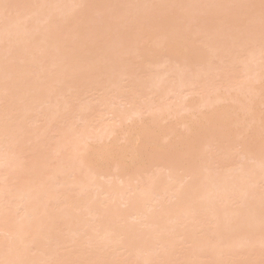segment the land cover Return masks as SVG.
Instances as JSON below:
<instances>
[{
  "label": "bare ground",
  "instance_id": "bare-ground-1",
  "mask_svg": "<svg viewBox=\"0 0 264 264\" xmlns=\"http://www.w3.org/2000/svg\"><path fill=\"white\" fill-rule=\"evenodd\" d=\"M116 2L0 0V105L12 99L17 108L0 111V264H264L255 254L264 251V171L256 174L264 166V85H256L264 80V0H123L125 16ZM42 6L53 7L48 22L37 25L44 14L33 24ZM246 74L254 77L243 81ZM185 91L189 101L167 103ZM85 93L113 115L102 127L89 121L94 111L74 126L81 108L67 122ZM48 105V126L58 118L49 127H59L50 130L54 147ZM32 113L45 120H32L41 128L26 126ZM235 150L257 160L238 177ZM216 198L233 210L221 211ZM237 203L249 209L234 210Z\"/></svg>",
  "mask_w": 264,
  "mask_h": 264
},
{
  "label": "rangeland",
  "instance_id": "rangeland-1",
  "mask_svg": "<svg viewBox=\"0 0 264 264\" xmlns=\"http://www.w3.org/2000/svg\"><path fill=\"white\" fill-rule=\"evenodd\" d=\"M35 1H36V0H35ZM80 1H81V0H80ZM120 1L123 2V0H117V2L114 4V7H115V5H116V8H117V6H118V4H119ZM121 2H120V5H121ZM80 4H82V2H80ZM59 5H60V4H59ZM81 6H82V5H80V7H81ZM104 6H105V5H102V7H100V9H104ZM122 6L124 7L123 4H122ZM122 6H120V8H121L120 10H119V8H117V9H118L119 11H122V10H123V9H122V8H123ZM43 7H45L44 11L47 10V8H48V6H42L41 9H39V12L37 11L38 14H37V13L35 14V16L37 15V16H36L37 19L35 18V16L33 17V18H34V21H33L32 18H31V21H32L33 24H35V22L38 21V18H41V16L43 17L44 14H45V15H44L45 18L43 17V20H42V18H41L40 21H38V24H37V25L42 24L45 20H46V22H44L43 24L46 25V23L48 22V21H47V18H48L47 14L50 13V12L52 11L51 9H52L53 7H49L48 10H49L50 12L48 11V13H45V12H47V11H45L44 13L42 12V8H43ZM105 7H106V6H105ZM55 8H57V6H56ZM55 8H54V9H55ZM58 9L60 10V8H58ZM58 9L56 10V12L59 11ZM40 10H41V11H40ZM123 11H124V10H123ZM123 11H122V13H123ZM124 12H125V11H124ZM41 13H42V14H41ZM120 14H121V13H120ZM10 15L12 16V18H14V16H13L12 14H10ZM40 15H41V16H40ZM121 15H124V16H125L124 13L121 14ZM232 15H233V16H234V15H238V12H236V13L233 12ZM39 16H40V17H39ZM7 17H8V15H7ZM9 17H10V16H9ZM9 17H8V18H9ZM234 17H235V16H234ZM5 18H6V17H5ZM5 18L2 19V26H3V24H5V22H4ZM6 20H7V19H6ZM35 20H36V21H35ZM41 22H42V23H41ZM36 23H37V22H36ZM45 25H43V26H45ZM69 27H70V25H69ZM69 27H68V30H74V29H75L74 27H72V25H71L70 28H74V29H70ZM76 29H77V28H76ZM75 31H76V30H75ZM201 68L204 69L203 66H202ZM251 76H252V75H251ZM251 76L246 74V77L243 78V81H246V78H247V81L252 80V78H253L254 76H253L252 78H251ZM248 77H249V78H248ZM250 78H251V79H250ZM253 81H254V79H253ZM260 84L264 85V80L261 79V81H258L256 85L258 86V85H260ZM21 87H24V86H21ZM12 92H13V91H12ZM98 92H99V91L96 92V95H97ZM186 92H187V93H186ZM90 93H91V92H90ZM90 93H89V94H90ZM93 93H94V92H93ZM184 93H186V94L183 95L184 97L181 96V97H180L181 99H179V97H177V96H174V97H176V98H174V97H170L167 103H170L172 100H174L172 103H176V104H179V103H181V102H187V101H189V99H191V96L189 95V92H188V91H185ZM10 94H13V93H10ZM69 94H70V93H69ZM85 94H86V95H89V94H87V93H85ZM102 94H103V93L100 92V93H98V95L96 96L95 93H94V96H96L97 99H98V97L101 96ZM67 95H68V94L62 96V100H65L66 97L69 98ZM75 95H76V94H74V95L72 94L71 97H72V96H75ZM77 95H78V94H77ZM86 95H82V96H85L84 98H81L82 100L78 98V97H80L81 95H80V96H75V97L78 98V99H75V100L77 101V102H76L77 104L74 102L75 100L72 101V98L70 97V98H71V104L68 103V105H72V102H74V103H75V106H76V105H78V100H79V101L81 100V102L79 103L78 106H76V107H75V106H74V107H71V109H70L69 106H68V108H69V110H70V112H71V114H70V115H71V118H70V116H68V119H67L68 121H67V120H66V121L69 122V121H70L69 119H72V117H73V116H72V114H73L72 112L75 111L74 109L78 110V112H79V111H80L79 108H81L82 110H83V109H87L86 112L84 111L85 113H83L84 115H82V116H80V114H79L80 112H79L78 114H77V112L75 113L76 115H79L80 117H78V116L76 117V115L73 114V115H75V117H73V118H76V119H72V120H71L72 122L74 121L75 124H76V122L79 121V122H82L83 125H84V123H86V122L88 121V120H86L87 112H88V115L90 114L91 116L95 113L94 115H95L96 117L94 116V118H92V119L97 118V120H92V121L89 120V121H90L93 125H95V126H99L98 124H101V127H102L104 121L106 122V121L110 120V119H111L110 117H113V115L111 116V113H110V114L107 113V112H109V111H107L106 108H104L101 104H100V105H101L104 109H102V108L99 109V108H98L99 106H96V105H99L98 102H100V100H97L95 97H93V94H90V95H92V96L89 95L90 97L87 96V98H86ZM11 96H12L13 98H17V97H18V96H14V94L11 95ZM11 96H9V97L11 98ZM102 96H103V95H102ZM9 97H8V98H9ZM64 97H65V98H64ZM75 97H74V98H75ZM92 97H93V98H92ZM113 97H114V100L116 101V97H115V96H113ZM189 97H190V98H189ZM19 98H20V97H19ZM63 98H64V99H63ZM74 98H73V99H74ZM85 98H86V99H88V98H89V99L92 98V99H90V102H91V101H92V102L89 104V100H88V103H86L87 100L84 101ZM177 98H178L179 100H178ZM182 98L184 99V101H183ZM6 99H7V98H6ZM17 99H18V98H17ZM94 99H96V100H94ZM121 99H122V98H121ZM175 99H176L177 101H176ZM187 99H188V100H187ZM8 100H9V99H7V101H8ZM69 100H70V99H69ZM69 100H65V101L70 102ZM93 100H94V101H93ZM117 100L120 101L119 98H118ZM180 100H182V101H180ZM3 101H4V100H3ZM5 101H6V100H5ZM7 101H6V105H5V107L7 106L6 108H8V105H9V107H15V106H10L11 103H12V99L10 100L11 103H9V104H7V103L10 102V101H8V102H7ZM17 101H19V100H17ZM96 101H97V103H96ZM121 101H124V99H122ZM121 101H120V102H121ZM83 102L86 103V105L88 106L87 108L85 107L86 105H84V106L81 105V104H83ZM94 102H95V105H92ZM116 102H117V101H116ZM19 103H20V102H19ZM74 103H73V104H74ZM118 103H119V102H118ZM123 103L126 105L125 102H123ZM123 103L121 102L119 106L121 107ZM1 104L3 105V104H5V103H2V102H1ZM63 104H64V102H63ZM114 104H116V103L114 102ZM2 105H0V107H1ZM12 105H15V104H12ZM64 105H65V104H64ZM90 105H92V107H91ZM66 106H67V105H66ZM79 106H80V107H79ZM81 106H82V107H85V108H82ZM93 106H95L96 109L98 108V109H97V110H98L97 112L95 111V107H93ZM114 106H117V105H114ZM123 106H124V105H123ZM123 106H122V107H123ZM126 106H127V105H126ZM44 107H45V109H43V110H44V111L46 110V111H45L46 114H45L44 112H43L42 114H40V113H41V112H40V109H41V108L38 109L39 111H38V110H36V111H37V112H40V113H39V114H40L39 117H40V116H43V114H45V116H46V118H47V116H48L47 114H49V113H47V111H49L47 108H49V105H48L47 107H46V106H44ZM120 107H119V108H120ZM2 108H3V109H1L0 111L2 112V110H4V114H6V113L8 114V110L5 111L6 108L4 109V105H3ZM42 108H43V106H42ZM88 108H89V111H88ZM91 108H92V111H90ZM119 108H118V106H117V109H119ZM124 108H125V106H124ZM127 108H129V106H128ZM10 109H11V108H9V110H10ZM14 109L17 110V108L15 107V108L12 109V111H11V110H10V111H11V112H14V111H13ZM43 110H42V111H43ZM69 110H68V111H69ZM82 110H81V111H82ZM100 110H101V111L104 110V111H103L104 114H107V116H109V117L106 116L105 119L103 120V119H102V117H103L102 115H104V114H102V115L100 116V114H101V113L99 114ZM105 110L107 111L106 113H105ZM121 110H122V109H121ZM124 110H125V109H124ZM10 111H9V113H10ZM93 111H94V113H93ZM1 112H0V114H1ZM70 112H69V113H70ZM82 112H83V111H82ZM90 112H91V113H90ZM183 112H184V114L181 113V114H183L182 117L180 116L181 114L179 115V117H181L182 120H181V122L179 121L180 123H179V122L177 123V130H178L179 128H180L179 130H183V129H185L184 126H183V121L185 120L184 116H185V113H186V112H185V111H183ZM2 113H3V112H2ZM15 113H16V112H15ZM50 113L52 114L53 112L50 111ZM69 113H68V115H69ZM96 113H98V114H96ZM4 114H3V116H5ZM32 114H33V113H32ZM34 114H37V113H34ZM34 114L32 115V118L29 119L30 121L27 120L28 122H26V126H28V123L30 122V126H28V127H30V128H31L32 126H34V125H32V122H33V121H34V122H33V124H34V123L37 121V119H38L40 122H42V120H44L43 118H39V117H37V118L35 119V115H34ZM51 114H49V115H50V117H49L50 119L53 117V116H51ZM55 114H56V113H55ZM81 114H82V113H81ZM85 114H86V115H85ZM11 115L13 116V115H15V114H11ZM37 115H38V114H37ZM88 115H87V117H88ZM90 115H89V117H88L89 119H90ZM97 115L100 116L99 119H98ZM0 116H2V114H1ZM8 116H10V115L8 114ZM55 117H56V116H54L53 120H51V121H55V124H54V125H56V120H58V118L55 119ZM57 117H59V116H57ZM82 117H83V118H82ZM44 118H45V117H44ZM49 118H47V122H45V120L43 121V123L45 122V124H47V127L45 126V124L43 125V126H45L46 129H48L49 127H56V126H54V125H53V126H50V125L48 126V122H49L48 119H49ZM84 118H85V119H84ZM100 118L102 119L101 121H100ZM33 119H35L36 121L33 120ZM107 119H108V120H107ZM178 119H179V118H178ZM32 120H33V121H32ZM81 120H82V121H81ZM85 120H86V121H85ZM114 120H116V119H114ZM114 120L112 119L113 122H114ZM118 120H120V119H117V121H118ZM179 120H180V119H179ZM51 121H50V122H51ZM98 121H99V122H98ZM37 122H38V121H37ZM40 122H38V123L40 124ZM59 122H61V121H58V123H59ZM67 122H66V125H67V126L70 125L69 123H71V122H69V123H67ZM115 122H116V121H115ZM129 122H130V121H129ZM129 122H127V123H129ZM164 122L167 123L168 120H167V121H164ZM17 123H18V121H17ZM61 123H64V121L61 122ZM61 123H60V124H61ZM77 123H78V122H77ZM82 123H81V124H82ZM96 123H97V124H96ZM107 123H108V124H107ZM107 123H105L104 126H106V125H110L109 123H111V122H107ZM117 123H118V122H117ZM117 123H116V124L114 123V125H116V126H121V125H124L125 122L123 123L122 121H120L121 125H118L119 123H118V124H117ZM131 123H132V121H131ZM36 124H37V123H36ZM51 124H53V123H51ZM60 124H59V125H60ZM78 124H80V123H78ZM92 124H91V125H92ZM31 125H32V126H31ZM64 125H65V123H64ZM66 125H65V127H66ZM72 125H73V124H71L70 127H72ZM83 125H80V126H83ZM112 125H113V123H112ZM128 125H129V124H127V125H125V126H128ZM130 125H131V124H130ZM35 126H36V127H35ZM35 126H34V127H35L34 129H37V127L41 128V127L38 126V125H35ZM43 126H42V127H43ZM60 126H61V125H60ZM74 126L78 127L79 125L77 126V124H76V125H74ZM84 126H85V125H84ZM65 127H64V128H65ZM76 127H72V128L75 129ZM91 127L93 128V126H91ZM91 127H90V128H91ZM43 128H44V127H43ZM45 128H44V131L42 130V131H43V134H45L44 132H46V131H45V130H46ZM57 128L59 129L58 124H57ZM57 128H54V129H57ZM61 128H63V127L61 126L60 129H61ZM64 128H63V129H64ZM66 128H67V127H66ZM79 128H81V127H79ZM79 128H77V129H79ZM82 128H84L83 130H81V132L83 133L84 130H85V127H82ZM94 128H95V127H94ZM94 128H93V130L98 131V133H99L100 130H96V129H99L100 127H99V128L96 127V129H94ZM54 129L49 128V133H50V130H51V132H54V134H55V130H54ZM63 129H62V130H63ZM19 130H20V129H19ZM39 130H41V129H39ZM52 130H53V131H52ZM90 130H91V129H90ZM47 131H48V130H47ZM78 131H79V130H78ZM20 132H21V131H20ZM22 132H23V131H22ZM22 132H21V133H22ZM79 132H80V131H79ZM92 132H93V131H92ZM58 133H59V132H58ZM60 133H61V131H60ZM60 133H59V134H60ZM93 133H94V135H97V134H98L97 132H96L97 134H96L95 132H93ZM50 134L52 135L53 133H50ZM50 134H48V132H47V134H46L47 136H45V138L48 137V135L51 137ZM59 134H58V135H59ZM56 135H57V133H56ZM56 135H55V136L52 135V137H51V138H53V142H51L52 139L48 137L46 140L51 139V141L48 142V141H49V140H48L46 143H52V145H53V147H54V145L56 144L57 138L59 137V136H56ZM60 135H61V134H60ZM74 135L76 136L75 133H74ZM83 135H84V134H83ZM53 136H54V137H57V138L55 139ZM78 136H79V134H78L76 137H78ZM82 137H85V136H82ZM41 138H43V140L45 139L44 137H41ZM58 139H59V138H58ZM79 139L81 140V139H83V138H81V136L78 137V141H79V143L81 144V142H80ZM43 140H40V141H41V144H40L39 141H37V143H39V145H42V144H43L44 146L47 145L46 143H43ZM46 140H44V141H46ZM88 140H89V141H86V142H89V143H90V141H92L90 144H88L89 146H92L93 142H95V141H96V142L93 144V146H96V145H97V144H96V143L98 142V139H97V138L94 139L95 141H93L92 139H88ZM100 141H101V139H100ZM110 141H111V140H110ZM54 142H55V143H54ZM86 142H85V143H86ZM37 143L35 142V145H36ZM53 143H54V144H53ZM98 143H99V142H98ZM9 144H10V142H9ZM9 144H8V145H9ZM77 144H78V143H77ZM5 145H6V144H5ZM43 145H42V147H44ZM50 145H51V144H49V146H50ZM52 145H51V147H52ZM69 146H70V145H69ZM72 146H73V145H72ZM79 146H80V145H79ZM83 146H84V145H83ZM83 146L81 145V147H83ZM7 147H8V146H7ZM40 147H41V146H40ZM46 147H48V145H47ZM77 147H78V146H77ZM77 147H76V148H77ZM81 147H78V148L81 149ZM44 148H45V147H44ZM70 148H71V147H70ZM70 148H66V150H68V152H66V150L62 151V152H64V154H65V152H66V153H69V154H65V158L67 157V155H69V156L71 155L70 152L72 153V151H71L72 149H73V150L75 149L74 146L72 147L71 150H70ZM5 149H6V147L4 148V150H5ZM8 149L10 150V148H7V150H8ZM46 149H47V148H46ZM46 149H45V150H46ZM49 149H51V148L48 147V151H49ZM209 149H210V151H207L208 154L211 153L212 150H214V148L212 149V147L209 148ZM11 150H12V149H11ZM69 150H70V151H69ZM76 150H77V149H76ZM207 150H208V149H207ZM1 151H3V150H1ZM54 151H55V150L53 149L51 152L55 153ZM8 152L10 153V151H5V152L3 151V153H8ZM12 152H13V151H12ZM12 152H11V153H12ZM46 152H47V150H46ZM51 152H50V155L48 154V156H51V154H52ZM76 152H77V151H76ZM231 152H232V151H231ZM237 152H238V153H237ZM9 153H8V154H9ZM48 153H49V152H48ZM60 153H61V152H60ZM60 153L57 154V152H56V154H54V155H56V156L58 155V156H59ZM77 153H78V152H77ZM233 153H235V156H236V157H235V156H232L230 159H232V158L235 157L234 159L237 160L236 158H237L238 155H243V157H242L241 159H245V160H242L243 162L241 163V162H240L241 159L238 158V160L236 161V163L238 162V163L243 164V163L246 161V159L249 157V155H248V157H247V156H245L246 154L244 155L242 152L240 153L238 150H237V151L235 150L234 152H232V154H233ZM61 154H62V153H61ZM211 154L213 155V153H211ZM211 154H210V155H211ZM54 155H52V157H53ZM56 156L54 157L55 159H52L53 162H54L53 164H55V162H56V161H54V160H57V159H56ZM60 156H61V155H60ZM62 156H63V154H62ZM214 156H215V155H214ZM70 157H71V158H74L75 156L73 155V157H72V155H71ZM70 157H67L66 159L68 160V159H70ZM239 157H241V156H239ZM244 157H245V158H244ZM246 157H247V158H246ZM48 158H49V157H48ZM61 158H62V157H60V159H61ZM63 158H64V157H63ZM249 158H251V156H250ZM249 158H248L247 160H249ZM261 158H263V160L260 159L261 162H263V161H264V157H261ZM50 159H51V157H50ZM50 159H49V161H50ZM66 159H65V160H66ZM214 159L216 160V159H218V158H216V156H215L212 160L214 161ZM239 159H240V160H239ZM252 159H253V158H252ZM252 159H250V160H252ZM212 160H211V161H212ZM255 160H256V159H255ZM255 160L253 159L252 161L255 162ZM57 161H58V160H57ZM62 161H63V162H62V163H59V165L65 163V161H64L63 159H62ZM76 161H78V158H77ZM76 161H75V162H76ZM213 161H212V162H213ZM252 161L245 162V164H244L243 166H242L241 164L237 165V164H238V163H237L236 166H238V167H237V169H234V173L237 174V175L234 174V176H235V177L240 176V175L242 174V173H241V172H242L241 170H244V169H243L244 167H245V169H246V168H248L250 165H251V166H252V165L255 166V164H253L254 162H252ZM256 161H257V160H256ZM50 162H51V161H50ZM59 162H60V160H59ZM78 162H79V161H78ZM215 162H216V161H215ZM217 162H218V160H217ZM219 162H221V163H219L220 165L217 164V165H219L217 169H219V167L221 166V164H223V163H222L223 161H219ZM234 162H235V161H234ZM249 162H250V165H249ZM251 162H252V164H251ZM51 163H52V162H51ZM76 163H77V162H76ZM255 163H256V162H255ZM257 163H258V162H257ZM79 164H81V162H80ZM79 164H76V165H77V166H81V165H79ZM56 165H57V164H56ZM209 165H210V164H209ZM211 165L215 166L216 164L211 163ZM247 165H248V166H247ZM262 165H264V163H262ZM213 166H212V168H213ZM236 166H235V167H236ZM240 166H241V168H239ZM253 166H252V167H253ZM252 167H251V168H252ZM221 168H223V167H221ZM221 168H220V169H221ZM238 168H239V170H238ZM249 168H250V167H249ZM249 168H248V169H249ZM251 168H250V169H251ZM263 168H264V166L261 168V170H258L259 172H258V171L256 172V174H257L258 176H259V174H263V173H264V172H263V171H264ZM8 169H9V168H8ZM8 169H7V173L10 171V170H8ZM209 169L211 170L210 166H209ZM214 169H215V168H214ZM214 169H213V170H214ZM217 169L215 170V173H217ZM3 170H5V169H3ZM3 170H2V172L4 173ZM213 170H211L210 172H212ZM5 171H6V170H5ZM221 171H222V169H221ZM237 171H239L241 174L239 175ZM2 172H1V173H2ZM261 172H263V173H261ZM212 173H214V171H213ZM215 173H214V174H215ZM5 174H6V173H5ZM5 174H2V175L5 176ZM217 174H218V173H217ZM2 175H1V176H2ZM263 175H264V174H263ZM2 177H3V176H2ZM146 177H147V176H146ZM112 178H114V177H112ZM58 179H59V178H58ZM59 180H60V179H59ZM59 180H58V181H59ZM101 180L103 181V178H101ZM104 180H105V179H104ZM108 180L110 181V183H109V184L107 183V184L110 185V186H114V185H115V184H112V182H113V183H116V185L118 184L119 186H124L123 182H122L121 180H120L121 183H120V181L118 182V179H117V178H116V179L108 178L107 181H108ZM143 180H145V179L143 178ZM61 181H62V180H61ZM135 181H137L136 184L139 183L138 180H134L133 182H135ZM188 181H189V179L187 178V179H186V182H188ZM257 181H258V180H257ZM257 181H256V183H257ZM262 181H263V180H262ZM103 182H104V181H103ZM105 182H106V181H105ZM60 183H61V182H60ZM259 183H262L261 180H260V182H258V185H259ZM263 183H264V182H263ZM55 184H58V185H59V183H58L57 181H56ZM93 184H94V183H92L91 185H93ZM134 184H135V183H133L132 186H135ZM58 185H57V186H58ZM60 185H61V184H60ZM108 185H107V186H108ZM258 185H257V186H258ZM261 185H263V184H261ZM261 185H259V186H261ZM93 186H94V185H93ZM93 186H92V188H96V186H95V187H93ZM110 186H109V187H110ZM220 186L222 187L223 185L218 184V185L216 186V187H218L217 190L222 191V190H221L222 188H221ZM251 186H252V185H251ZM255 186H256L255 183H253L252 188L256 190L257 188H255ZM259 186H258V189H257V190H259V188L262 189V188L264 187V186H261V187H262V188H261V187H259ZM59 187H60V186H59ZM59 187H58V188H59ZM216 187H215V188H216ZM223 187H224V186H223ZM92 188H91V189H92ZM131 188H132V187H131ZM131 188H130L129 192H127V194L129 193V194H128L129 196L133 195V194H132L133 191H132V193L130 192V191H131ZM219 188H221V189H219ZM96 189H97V188H96ZM96 189H95V190H96ZM95 190H94V191H95ZM94 191H90V192H91L92 194L95 195V192H94ZM219 191H217L216 196H217V194H218ZM96 192H97V190H96ZM130 193H131V194H130ZM98 194H101V191H100V190H99ZM98 194H97V195H98ZM98 196H99V197H98ZM98 196H96V197H98V199H99V198L104 199V198H103V195H101L102 197H100V195H98ZM105 196H106V195H105ZM108 197H110V196H107V198H108ZM110 198H111V197H110ZM105 199H106V198H105ZM159 199H161V198H159ZM172 199H174V197H173ZM172 199H171V200H172ZM108 200H109V199H108ZM174 200L176 201L177 198L174 199ZM218 200H219V198H218V199L216 198V201H217V202H218ZM171 202H172V201H171ZM218 203H220V202H218ZM216 204H217V203H216ZM220 204H221V203H220ZM237 204H238V205H237ZM237 204H236V205L234 204V205H235L234 210L236 209L237 211H238V210L240 211L241 206H242V210H243V211H244V209H249V208H248L249 206H248L247 204H246V206H245V203H241V204H240V203H237ZM239 204H240L241 206H239ZM243 204H244V205H243ZM122 205H124L123 202H122L121 206H122ZM221 205H222V204H221ZM221 205L218 204V206H220V208L218 207L219 210L221 209ZM119 206H120V205H119ZM125 206H126V205H125ZM125 206L123 207V209L125 208ZM225 206H226V205H224V206L222 205L223 208L221 209V211H223V210H226V211H227L228 208L230 207V206H226V207H227V208H226ZM244 206H245V208H244ZM237 207H238V209H237ZM120 208H122V207H120ZM230 208H231L230 211H232V210H233V206L230 207ZM230 208H229V209H230ZM242 210H241V211H242ZM22 211L24 212L25 210H22ZM230 211H227V214H229ZM246 211H247V210H245L244 212H246ZM23 212H22V213H23ZM225 213H226V212H225ZM77 214H78V213H77ZM137 218H138V217H135V220H134V223H133V224H132V222H133L132 219H133V218H131V219H130V224H132L133 226H135V224H136L135 222L137 221L139 227L141 226V228H143L144 230H146L147 227H148V226L145 227V225H146V223H145L146 220L144 219L145 222H144V220L142 221L143 223H145V225L143 224L144 226H142V224L140 225L141 221H139V219L136 220ZM143 218H144V217H143ZM146 219H147V218H146ZM263 219H264V215H263ZM140 220H142V219L140 218ZM131 221H132V222H131ZM139 222H140V223H139ZM128 223H129V222H128ZM263 223H264V221H263ZM136 225H137V224H136ZM183 226H184V225H183ZM183 226H182V227H183ZM186 226H187V225H186ZM182 227H180L179 229L181 230ZM145 228H146V229H145ZM184 228H185V227H184ZM182 230H183V229H182ZM73 233H74V232H73ZM203 233H204V232H203ZM67 234L70 235V232L67 233ZM69 235H68L69 238H73V235H77V234L74 233V234L72 235V232H71V235H70V236H69ZM203 235L205 236V234H203ZM198 237H202V234H200ZM74 238H75V237H74ZM202 238H203V237H202ZM182 240H183V239H181V241H182ZM185 241L187 242V240L182 241V242H183V245H186V244H185V243H186ZM184 242H185V243H184ZM187 243H188V242H187ZM183 245H182V248H181V249H184V248H185L184 251H188V250H186V248L189 249V247L191 246L190 244H187L188 246L186 245L185 247H183ZM67 247H68V246H67ZM261 248H262V247H261ZM155 249H156L155 252H157L158 248H155ZM190 249H191V247H190ZM190 249H189V250H190ZM262 249H263V248H262ZM153 251H154V250L151 249V250L149 251V252H151L150 254H152ZM155 252H154L153 254H155ZM158 252H160V251H158ZM259 252L261 253V256H260V253H259ZM262 252H264V251H262V250H261V251H257V252L255 253V254H256V258H258V259H260L261 257L263 258L264 254H263ZM157 254H158V253H157ZM258 254H259V257H257ZM125 255L127 256L126 253H125ZM123 256H124V253H123ZM123 256H122V257H123ZM125 258H126V259L129 258V253H128V256H127V257H124V259H125ZM126 259H125L124 261H126ZM207 260H208V261H211V260H209V259H207ZM255 260H257V259H255ZM194 262H195V263H194ZM197 262H198V260H193L192 263H193V264H197ZM263 262H264V261H263ZM164 264H166V263H164Z\"/></svg>",
  "mask_w": 264,
  "mask_h": 264
}]
</instances>
